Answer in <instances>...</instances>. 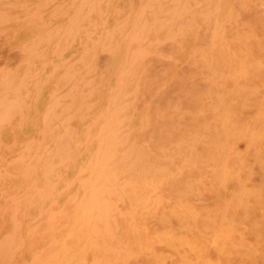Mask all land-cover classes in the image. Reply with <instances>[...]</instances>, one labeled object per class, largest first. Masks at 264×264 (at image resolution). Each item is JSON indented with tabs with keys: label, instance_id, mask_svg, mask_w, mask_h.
Returning a JSON list of instances; mask_svg holds the SVG:
<instances>
[{
	"label": "rangeland",
	"instance_id": "rangeland-1",
	"mask_svg": "<svg viewBox=\"0 0 264 264\" xmlns=\"http://www.w3.org/2000/svg\"><path fill=\"white\" fill-rule=\"evenodd\" d=\"M0 103V264H264V0H0Z\"/></svg>",
	"mask_w": 264,
	"mask_h": 264
},
{
	"label": "bare ground",
	"instance_id": "bare-ground-1",
	"mask_svg": "<svg viewBox=\"0 0 264 264\" xmlns=\"http://www.w3.org/2000/svg\"><path fill=\"white\" fill-rule=\"evenodd\" d=\"M135 55V54H134ZM134 60V59H133ZM116 100V99H115ZM1 104V103H0ZM119 107V106H118ZM112 134H113V132H112ZM114 135H115V133H114ZM111 136L112 135H110V139H112V138H114V137H112L111 138ZM109 149V148H108ZM112 152V151H111ZM116 152V151H115ZM114 152V153H115ZM70 160V159H69ZM101 162V161H100ZM97 176V175H96ZM117 176V175H116ZM29 177H31V176H29ZM105 179V178H104ZM129 192H131V193H133V195H132V200L134 201V197L136 198V196H137V199H138V202L139 203H142L143 202V200L145 199V187L144 188H141L139 191H132L131 189L128 191V193ZM135 202H136V200H135ZM118 210V209H117ZM85 214H87L88 216L86 217V221H88V222H98V221H101L102 220V215L100 214V211H94V212H92V211H90V212H86ZM107 214L108 215H111L112 214V212H107ZM104 215V214H103ZM105 216V215H104ZM74 217H75V215H74ZM119 218H120V215H115L114 216V220L117 222V224H118V220H119ZM111 229V228H110ZM71 238H72V236H71ZM7 244H9V243H7ZM8 246V245H7ZM11 249V248H10ZM2 250V249H1ZM11 251V250H10ZM56 254V253H55Z\"/></svg>",
	"mask_w": 264,
	"mask_h": 264
}]
</instances>
